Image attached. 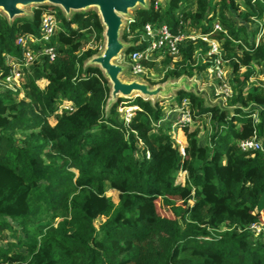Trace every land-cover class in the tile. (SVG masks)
<instances>
[{"label":"trees","instance_id":"16d2710c","mask_svg":"<svg viewBox=\"0 0 264 264\" xmlns=\"http://www.w3.org/2000/svg\"><path fill=\"white\" fill-rule=\"evenodd\" d=\"M45 11L56 13L58 28L43 43L56 46V57L40 55L28 69L24 98L0 91V264H264V236L254 240L249 229L264 223V149L238 147L253 135L264 145V81L249 83L264 73V31L255 44L264 0H165L157 7L150 0L126 22V56L147 48L146 24L166 25L172 34L217 41L230 66L223 106L174 94L177 104L189 101L192 120L210 124L205 144L198 128L181 129L183 154L169 123L158 124L165 115L158 101L119 98L105 111L109 84L98 67L84 66L98 53L84 46L92 37L102 42L93 10L66 18L42 6L10 23L0 14V79L9 71L6 56L22 57L17 38L39 37ZM208 50L196 38L178 44L176 61L154 51L164 66L173 64L162 82L204 72ZM63 101L73 108L57 112ZM125 101L138 107L129 122L117 110Z\"/></svg>","mask_w":264,"mask_h":264},{"label":"built area","instance_id":"2783aa9c","mask_svg":"<svg viewBox=\"0 0 264 264\" xmlns=\"http://www.w3.org/2000/svg\"><path fill=\"white\" fill-rule=\"evenodd\" d=\"M157 6L158 1H155V7ZM129 20H127V22H129ZM57 28L58 24L55 11H45L40 19L39 37L26 35L19 36L17 38V44L23 50L22 57L21 59H16L6 56V64L9 67V71L7 75L0 79V88L9 86L11 89H5L15 92L16 90H14L15 88H12V86H15L20 79L23 83L25 73L30 67L34 66L40 55L47 56L50 61L54 60L57 54L56 46H45L43 43L49 42L50 37L55 33ZM215 30H220V27L215 25ZM263 30L264 29L262 26L261 31L255 40L256 45L260 41V36L263 34ZM196 38H200L208 42L209 50L207 52V57L210 59L211 65L207 69L216 80L223 81L225 77L224 68L226 61L221 54V48L217 41L209 40L206 35L201 34H172L166 25H161L157 28H154L150 24H146L144 26V35L142 37V41L150 40L147 48L142 51H134L127 56L123 54L120 61L129 67V71L132 76L145 78L147 74L145 63L153 59L152 56L154 51L165 49L169 55L177 57L178 44H180L183 40H195ZM35 45H43V47L39 48L38 50H34L33 46ZM216 91L223 93L225 97H229L231 95L230 87L227 83H223L221 86L219 85ZM72 108L73 107L70 102L63 101L58 106L57 111L60 112L62 109L71 110ZM174 109L177 115L175 117L173 127H175L177 130L188 127L192 123L189 101L187 99H182ZM118 110L123 120L125 122H129L135 111L138 110V107L125 106L123 109ZM164 120L165 119L163 117V120H160L158 124L160 125L162 123L161 121ZM238 147L242 152L258 150L262 151L264 149L263 143L255 135H253L251 138L239 141ZM179 150L181 154L184 153L183 146ZM249 229L254 235L264 236V223L252 224Z\"/></svg>","mask_w":264,"mask_h":264},{"label":"water","instance_id":"95a60500","mask_svg":"<svg viewBox=\"0 0 264 264\" xmlns=\"http://www.w3.org/2000/svg\"><path fill=\"white\" fill-rule=\"evenodd\" d=\"M148 3V0H0V14L5 16L10 23L17 17H29L30 13L26 8L30 6L34 8L56 7L66 18L75 12L95 11L103 28V46L101 52L84 62V66L98 67L109 84L105 111L119 98L130 99L138 96L145 101L154 103L157 98L172 96L180 90L199 97L203 95L206 98L205 89L200 88L197 80L193 77L182 76L154 86H150L138 78L122 77L126 67L120 60L125 50L130 46L122 39V29L127 20L132 18L131 11L146 8Z\"/></svg>","mask_w":264,"mask_h":264},{"label":"rangeland","instance_id":"374dc122","mask_svg":"<svg viewBox=\"0 0 264 264\" xmlns=\"http://www.w3.org/2000/svg\"><path fill=\"white\" fill-rule=\"evenodd\" d=\"M149 1L150 0H148V2ZM154 1H158L159 4H162L165 0H154ZM33 8L34 7L30 6V7H27L26 10H27V12H29L31 14ZM134 11H131L132 15L134 14ZM258 24H262V26H263V21H259L256 25L258 26ZM123 30H124V28L122 29V32H123ZM263 31H262V33H263ZM190 33L192 35H196L195 33L193 34V32H190ZM262 35L260 37H262ZM129 39H130V37H128V40ZM260 40H261V38H260ZM124 42L127 43V44H131V42H129V41L128 42L124 41ZM102 46H103V40H102L101 43H99V41L97 42V40H95L92 37L90 42H88V44H86L84 46V48H87V47H98V52H101ZM152 58L153 59L151 60V62H154L155 65L153 67L145 65V68L147 69V74H146L145 78H139V77L132 76L130 74L129 67L127 65H125V64L124 65H125L126 68H124V74L122 75V77L123 78H138V79H141L142 81L146 82L150 86H154L152 84L157 85V84L163 83L162 80H163V78L165 76V73H168L173 68V64L170 63L169 65L164 66L161 63L162 60H163V58L161 56L160 57H157V56L155 57L153 55ZM205 58H207V56L206 57L205 56L202 57V63L205 62ZM177 59H178L177 57H174L173 61H176ZM243 70L244 69L242 68L241 72H243ZM256 70H260V69L257 68ZM224 75H225V77H224L223 81H219V80H216L211 75V73L209 72L208 69H206L204 72L198 74V76H193V78H195L197 80V83H198L199 87L205 89L206 98L203 95L201 96L204 99V101H206L205 104H207V105L215 104V105H218V106H223L224 105L223 103L225 102V100L228 97H225L223 95V93H219L216 90H217V87L219 85L221 86L223 83L224 84L225 83L228 84V80L232 77L230 66L225 65ZM168 80L173 81L174 79H168ZM263 81H264V73H259L256 76H253L250 79L249 83L250 84H257V85L259 84V85L262 86L263 85ZM44 84H45L44 80L37 81V85L39 87H43ZM13 87L15 88L14 90H16L15 92L17 93L18 98H24L25 97V93H24V89H23V85H22V80L21 79L17 82V84L15 86H12V88ZM5 88H10V87L9 86L8 87H4V88L2 87L1 89L2 90H7ZM1 89H0V91H1ZM173 97H174V95L166 97V98L159 97V98H157V101L160 103L161 106L165 105V103H169L170 105L168 107L173 109V108H175L177 106V103L174 101ZM125 106H127V101H125L124 103H121V105L118 106L117 110L118 109H123V107H125ZM230 110H232V109H230ZM118 112H119V110H118ZM230 112H232V111H230ZM49 123L50 124H54L55 123V119L53 117L49 118ZM188 128H189V130H193L195 128L199 129V131H200L199 132V138H200V142L202 144H205V143H207L209 141L210 124L208 122V118L207 117H204L201 120H199V119H195L194 120L193 119L192 123L188 126ZM171 131L173 132V130H171ZM180 131H181L180 129L179 130L176 129L172 133V138L174 139L175 143L178 145L179 149L182 147V144L184 142L183 137H181ZM107 195L111 196L112 201L114 203L117 202L115 193L109 191V192H107ZM98 225H99V221L94 222V226L96 228L98 227ZM253 238L255 240L257 238L261 239L263 237H258L257 235L253 234ZM3 243H5V242H3Z\"/></svg>","mask_w":264,"mask_h":264},{"label":"crops","instance_id":"0c3cea01","mask_svg":"<svg viewBox=\"0 0 264 264\" xmlns=\"http://www.w3.org/2000/svg\"><path fill=\"white\" fill-rule=\"evenodd\" d=\"M44 82H45V80H44ZM45 84H46V82H45ZM169 105H170L169 103H165V105H163V108H164V111H165V115H164V119L165 120L164 121L169 123L168 124L169 127L174 132L176 130V128L173 127V124H174V120H175V117H176L177 113L175 112L174 108L172 109V108L168 107ZM173 132L171 131V135H172ZM180 134H181V137H183V139L185 141V136H184L182 131H180ZM182 146H184V142H183Z\"/></svg>","mask_w":264,"mask_h":264}]
</instances>
